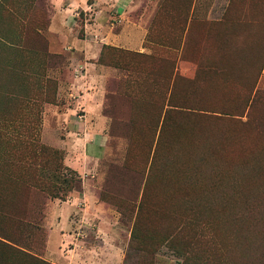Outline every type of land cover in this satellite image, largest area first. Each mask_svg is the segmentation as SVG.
<instances>
[{
    "label": "rangeland",
    "instance_id": "obj_1",
    "mask_svg": "<svg viewBox=\"0 0 264 264\" xmlns=\"http://www.w3.org/2000/svg\"><path fill=\"white\" fill-rule=\"evenodd\" d=\"M0 264H264V0H0Z\"/></svg>",
    "mask_w": 264,
    "mask_h": 264
},
{
    "label": "crops",
    "instance_id": "obj_2",
    "mask_svg": "<svg viewBox=\"0 0 264 264\" xmlns=\"http://www.w3.org/2000/svg\"><path fill=\"white\" fill-rule=\"evenodd\" d=\"M56 1L57 0H55V3ZM72 3L74 5L76 2L72 1ZM86 57L87 59L89 58V56H86ZM87 65H89L90 68L86 69L87 75H88V72H89V75L86 76L85 85H90L93 82L98 83V81L101 82L100 80H102V77L105 73L103 69L101 70L97 68L92 69L91 66H95V65L91 63H87ZM87 95L93 96L95 99V103L94 105L89 104V108L88 107L85 108L86 113L84 117H85L86 122L92 123L95 126V131H97L101 128V126L104 124V121H105V117H103L101 113L104 102L102 101L101 97L98 96L97 92H94L93 94L90 92L89 94L87 93Z\"/></svg>",
    "mask_w": 264,
    "mask_h": 264
},
{
    "label": "trees",
    "instance_id": "obj_3",
    "mask_svg": "<svg viewBox=\"0 0 264 264\" xmlns=\"http://www.w3.org/2000/svg\"><path fill=\"white\" fill-rule=\"evenodd\" d=\"M201 112H204V113H216L215 111H207V110H201Z\"/></svg>",
    "mask_w": 264,
    "mask_h": 264
}]
</instances>
